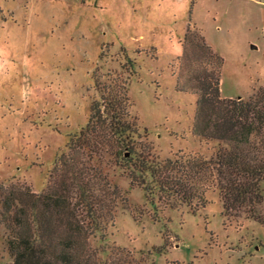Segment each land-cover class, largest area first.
<instances>
[{
	"label": "rangeland",
	"instance_id": "374dc122",
	"mask_svg": "<svg viewBox=\"0 0 264 264\" xmlns=\"http://www.w3.org/2000/svg\"><path fill=\"white\" fill-rule=\"evenodd\" d=\"M186 30L221 57V98L264 88V0H0V186L45 191L96 83L124 87L138 150L212 158L219 144L191 134L196 97L176 88ZM87 166L119 192L103 240L89 239L103 259H124L117 248L127 264H264V225L223 216L216 190L202 207H169L130 187L106 153ZM259 193L264 220V183ZM3 236L0 226V264H11Z\"/></svg>",
	"mask_w": 264,
	"mask_h": 264
},
{
	"label": "trees",
	"instance_id": "16d2710c",
	"mask_svg": "<svg viewBox=\"0 0 264 264\" xmlns=\"http://www.w3.org/2000/svg\"><path fill=\"white\" fill-rule=\"evenodd\" d=\"M222 63L200 36L184 32L176 88L196 97L191 134L219 144L208 160L177 154L160 161L147 148L138 150L124 87L96 83L99 100L91 104L84 128L69 139L68 153L57 159L45 191L0 186V226L11 264H127L122 249L114 252L124 259L105 260V251L89 244L96 235L103 240L119 199L106 177L87 166L102 152L150 203L202 207L204 192L212 188L223 216L242 213L264 225L255 210L264 183V88L245 100L221 98Z\"/></svg>",
	"mask_w": 264,
	"mask_h": 264
},
{
	"label": "crops",
	"instance_id": "0c3cea01",
	"mask_svg": "<svg viewBox=\"0 0 264 264\" xmlns=\"http://www.w3.org/2000/svg\"><path fill=\"white\" fill-rule=\"evenodd\" d=\"M178 1H181V0H178Z\"/></svg>",
	"mask_w": 264,
	"mask_h": 264
}]
</instances>
